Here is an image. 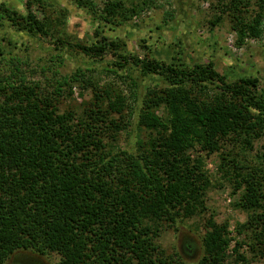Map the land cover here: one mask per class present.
Returning a JSON list of instances; mask_svg holds the SVG:
<instances>
[{
  "label": "trees",
  "instance_id": "16d2710c",
  "mask_svg": "<svg viewBox=\"0 0 264 264\" xmlns=\"http://www.w3.org/2000/svg\"><path fill=\"white\" fill-rule=\"evenodd\" d=\"M25 1L26 14L4 4L1 10L18 30L47 39L48 23L32 0ZM74 2L93 13L92 0ZM213 6L220 15L212 27L228 14L239 44L263 37L264 0H214ZM130 12L135 10L122 0H107L95 20L113 25ZM54 43L95 59L110 53L104 43ZM112 54L117 69L111 71L123 70L134 85V65L166 83L142 102L138 124L147 138L134 149H115L129 107L121 94L114 98L105 88L82 111L61 110L68 79L48 92L14 70L0 76V264L22 249L55 252L57 264H228L229 222H218L207 205L211 179L204 158L193 153L197 146L208 156L220 155L234 193L241 191L235 206L247 219L238 227L245 239L234 248L236 262L248 261L239 253L244 244L264 257V175L229 151H251L264 136L259 79L228 81L212 61L186 66ZM78 80L76 75L70 81ZM198 216L204 219L203 257L189 263L168 255L160 242L163 231Z\"/></svg>",
  "mask_w": 264,
  "mask_h": 264
},
{
  "label": "rangeland",
  "instance_id": "374dc122",
  "mask_svg": "<svg viewBox=\"0 0 264 264\" xmlns=\"http://www.w3.org/2000/svg\"><path fill=\"white\" fill-rule=\"evenodd\" d=\"M32 1L38 17L48 23L50 35L45 39L38 33L18 30L1 10L4 4L26 14L25 0H0V76H8L14 70L48 92H55L63 79H68V84L62 85L64 94L59 98L61 110L82 111L105 88L114 98L121 94L129 107L123 112L126 129L119 133L115 149H134L139 141L147 138V131L138 124L142 102L149 90H160L166 83L161 76L145 74L136 65L131 67V74L137 85L123 70L115 74L111 71L117 69L113 66L114 51L186 66L212 61L228 81L257 77L260 88L264 89V35L261 39L247 38L239 44L228 14L212 27L211 21L220 15L213 6L214 0H122L135 12L116 17L113 25L95 20L103 14L107 0H92L93 13L74 0ZM59 38L73 44L104 43L110 53L101 60L68 46L57 49L54 42ZM76 75L79 80L70 81ZM115 116L121 119L120 115ZM229 149L240 163L264 175V136L246 153L240 152L239 146ZM193 153L204 158L211 179L207 195L210 212L215 213L218 222H229L232 241L227 263L264 264V257L256 256L246 244L239 248V253L248 261L236 262L234 248L238 241L245 239L244 234L238 233V227L247 219V213L235 206L241 191L234 193L229 180L233 177L222 169L218 153L208 156L199 146ZM203 221V217L198 216L167 227L160 238L166 253L189 263L199 261L204 255ZM59 259L60 255L55 252L22 249L11 255L6 264H57Z\"/></svg>",
  "mask_w": 264,
  "mask_h": 264
}]
</instances>
